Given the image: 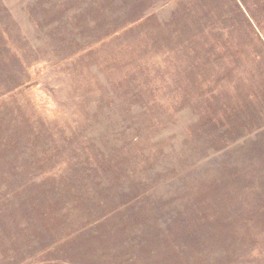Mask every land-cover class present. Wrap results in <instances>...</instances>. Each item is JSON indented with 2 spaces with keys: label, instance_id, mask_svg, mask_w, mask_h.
<instances>
[{
  "label": "rangeland",
  "instance_id": "374dc122",
  "mask_svg": "<svg viewBox=\"0 0 264 264\" xmlns=\"http://www.w3.org/2000/svg\"><path fill=\"white\" fill-rule=\"evenodd\" d=\"M0 264H264V0H0Z\"/></svg>",
  "mask_w": 264,
  "mask_h": 264
}]
</instances>
